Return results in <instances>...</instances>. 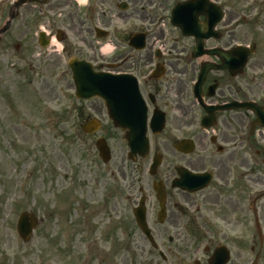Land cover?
I'll return each mask as SVG.
<instances>
[{
  "label": "flooded vegetation",
  "instance_id": "af4514ba",
  "mask_svg": "<svg viewBox=\"0 0 264 264\" xmlns=\"http://www.w3.org/2000/svg\"><path fill=\"white\" fill-rule=\"evenodd\" d=\"M12 1L0 11V31L16 13L0 36L1 55L37 54L33 12L58 14L67 33L72 25L79 33L69 45L63 32L65 54L89 58L96 71L134 76L146 107L149 149L142 155L130 150L129 131L114 127L102 101L79 103L74 134L95 154L91 197L104 214L100 242L84 248L75 239L72 264H264V0ZM173 22L199 32L204 26L202 47ZM161 25L175 37L159 32ZM97 28L117 40L109 61L98 59L107 38L99 39ZM54 29L47 20L44 42ZM137 34L146 37L142 51L130 47ZM97 119L100 129L86 131ZM40 208L45 212L30 213L39 225L27 243L38 235L60 263L65 234L47 225L58 212ZM92 250L99 251L95 259Z\"/></svg>",
  "mask_w": 264,
  "mask_h": 264
},
{
  "label": "rangeland",
  "instance_id": "374dc122",
  "mask_svg": "<svg viewBox=\"0 0 264 264\" xmlns=\"http://www.w3.org/2000/svg\"><path fill=\"white\" fill-rule=\"evenodd\" d=\"M33 13V33L45 28L50 20L55 26L53 37L58 31L65 32L69 45L78 38L75 25L71 24L72 33H67L58 14L39 10ZM169 28L164 25L159 32L166 29L170 32ZM19 33L16 29L13 34L14 45L20 43ZM175 35L172 31L170 37ZM84 36L88 38L89 34ZM111 40L102 42L105 54L98 59H111L107 53L116 48ZM42 55L21 58L0 54V264H72L75 239L85 242L84 248L100 242V219L104 213H96L93 208L91 195L96 187L89 180L95 154L88 151V141H79L74 134L78 127L75 110L79 104L67 65L74 52L62 55L48 51ZM41 205L59 215L57 220L50 214L47 225L53 229L55 223V230L65 234L64 257L60 263L56 251L48 250L46 255L38 235L24 245L17 234L20 214L45 212ZM39 229L43 230L44 226ZM96 229L99 231L93 233ZM91 252L95 259L99 251Z\"/></svg>",
  "mask_w": 264,
  "mask_h": 264
},
{
  "label": "water",
  "instance_id": "95a60500",
  "mask_svg": "<svg viewBox=\"0 0 264 264\" xmlns=\"http://www.w3.org/2000/svg\"><path fill=\"white\" fill-rule=\"evenodd\" d=\"M183 28L185 29L186 26H183ZM143 39V37H139L140 42H143ZM73 61L70 65L73 70V79L78 97L84 99L102 98L106 102L110 117L117 127H138L145 123V110L134 79L127 76L95 74L90 65L86 63L75 64ZM144 131L145 129L140 128L138 136L130 137L132 142L137 138L144 141L142 137ZM135 137L137 138L135 139ZM29 231L30 227L28 233ZM24 235L26 234L24 233Z\"/></svg>",
  "mask_w": 264,
  "mask_h": 264
}]
</instances>
